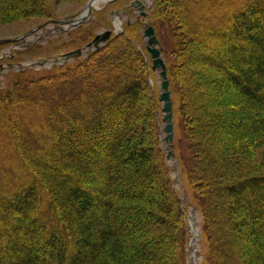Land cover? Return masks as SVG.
Returning a JSON list of instances; mask_svg holds the SVG:
<instances>
[{
    "label": "trees",
    "instance_id": "obj_1",
    "mask_svg": "<svg viewBox=\"0 0 264 264\" xmlns=\"http://www.w3.org/2000/svg\"><path fill=\"white\" fill-rule=\"evenodd\" d=\"M199 2L200 14L217 16L202 25L207 39L182 2L156 0L149 17L170 8L176 22L167 71L177 139L188 143L179 164L203 216L202 264H264V162L221 141L235 129L228 142L264 131V0ZM43 8L0 0V21ZM145 24L127 23L53 74L18 72L0 91V264H188L187 210L162 144L152 69L134 38ZM196 52L203 69L185 75ZM206 84L235 92L229 120L195 101L192 87Z\"/></svg>",
    "mask_w": 264,
    "mask_h": 264
},
{
    "label": "rangeland",
    "instance_id": "obj_2",
    "mask_svg": "<svg viewBox=\"0 0 264 264\" xmlns=\"http://www.w3.org/2000/svg\"><path fill=\"white\" fill-rule=\"evenodd\" d=\"M131 1L133 0H114L108 3L101 2L98 7H94L90 17H88L82 25L76 27L61 24L60 21L70 20L80 15L87 7L89 0H41L44 8L40 15L22 18L12 22L0 21V91L6 90L12 84L18 72L25 71L31 73L35 77H43L55 73L57 68H66L67 66L86 58L90 51L86 54L80 53L64 59L61 58L60 55L77 47H85L97 33H100L107 28L113 31L112 34L124 32L127 23H132L137 20V18L144 19L146 21L145 26L148 23H151L155 27L159 39V46L161 47L163 57L168 65L174 57L173 50L175 49L176 44V34L174 30L176 28V22L172 17L173 13L171 15L169 8V10H164V12L168 14L162 16L156 13V15L151 16L150 19L149 14L152 13L156 0H151V4L147 7L148 12L146 16L141 15V10L138 7H130L129 5ZM177 2H182V8H186L187 12L190 13V16H188L186 20L191 25L195 26L193 27L195 32H198L200 35L201 32H203L204 34H202V36L207 39L205 34L206 28L202 25L208 20H215L217 18L216 13L213 14L212 9L207 8L209 9L208 13L200 14L201 11L203 12V9L201 8L203 3L199 2V0H191V2L194 3L192 7L188 5L189 1L187 0L185 2L182 0H176V3ZM195 7L201 8L199 12L191 11L193 9L195 10ZM117 19L120 22L119 26L117 25ZM145 26L141 29V38L137 37L136 34L134 35V38L138 40L139 48L145 55V60L149 69H152L150 83L155 87L156 93L160 99V78L158 72L152 68V57L146 48L147 40L143 34ZM160 39L163 43L165 42L167 51L169 50V57L168 53L164 51V45L160 42ZM207 46L208 45L202 43L200 48H208ZM197 58H199L198 52L195 53L194 60L187 65V71L184 72L185 75H189L192 68L199 67L203 69V65L201 67L196 63ZM206 70L209 69L206 68ZM216 76L220 77L217 74ZM192 82H194L193 78L191 79V83ZM191 85H193V83ZM193 87L192 92L195 101L197 100L199 103L203 102L206 104L208 113L217 114L222 112L226 116L225 119L229 120L231 110H238L236 105L239 104H237L235 92L226 89L223 85L206 84L204 87ZM161 106L162 103L160 101V124L163 137V115L161 112ZM204 114L200 115L198 120L199 123L202 122V118L206 119L207 115L205 114L204 116ZM239 115L240 118L246 117L244 114ZM174 123L175 137L173 151L175 157L170 160L167 158V162L171 168L170 174L174 179V185L179 191L187 210L186 227L189 235L187 244L188 264H202L208 254L206 249L207 244L202 237L204 225L203 216L198 204L192 202L190 198L189 192H191L194 197L193 191L195 193V189L192 187L191 191L186 187L181 167L179 171L173 168L174 159L179 162L180 156L183 157L188 155V143L185 140L178 141L177 139L179 134L178 130L180 132V129L177 126L178 122H176L175 113ZM247 130L248 131L244 134H249L251 132V129ZM237 132V129L231 132L227 131L225 136L221 137L223 147L230 146L240 155L249 152L253 155L250 160L253 159L262 164L264 162V131L259 132L258 134H253L251 138L244 137L236 140L237 142H228L226 138ZM162 144L167 155L164 142H162ZM215 175L216 174L213 173V177H215ZM218 179H220V177H218ZM215 201V206L218 209L220 204L219 200L216 198ZM190 206L195 207L192 219H189L188 217ZM218 213L220 214L221 212L218 211ZM195 226L199 227L201 236L196 243L199 250L195 253V256H193L194 248L191 245V240L196 235L193 231V227Z\"/></svg>",
    "mask_w": 264,
    "mask_h": 264
},
{
    "label": "water",
    "instance_id": "obj_3",
    "mask_svg": "<svg viewBox=\"0 0 264 264\" xmlns=\"http://www.w3.org/2000/svg\"><path fill=\"white\" fill-rule=\"evenodd\" d=\"M92 0H89L87 7L85 10L78 16L72 18L68 21H60V22H66L67 24L71 26H79L81 25L93 12V6L91 4ZM113 0H106L105 3H108ZM151 4V0H133L131 1L129 6H135L138 7L141 10V15L146 16L147 15V7ZM96 7V6H95ZM112 30L107 28L104 31L97 33L94 38L86 44L85 47H77L75 49L69 50L67 52L62 53L60 56L61 58H70L80 53H88L91 50L99 48L101 45L105 44L106 41L109 39V37L112 34ZM143 34L147 40L146 48L148 52L150 53L152 57V68L156 70L159 74L160 78V101L162 103L161 106V112H162V120H163V142L165 144V150L167 152V158L170 160L175 157L173 147H174V137H175V123H174V105H173V99H172V92L170 89V79L168 77V71H167V64L163 57L161 47L159 46V39L156 34L155 27L153 25H147L144 28ZM173 168H175L177 171L180 170V165L178 160L174 159L173 162ZM194 206L189 207V219L193 218L194 213ZM192 223V222H191ZM191 230V229H190ZM200 229L198 228L197 234L192 238L196 242H198L200 238ZM191 240V245L192 244ZM194 253L193 256H195V253L198 252L199 248L198 246H193Z\"/></svg>",
    "mask_w": 264,
    "mask_h": 264
},
{
    "label": "bare ground",
    "instance_id": "obj_4",
    "mask_svg": "<svg viewBox=\"0 0 264 264\" xmlns=\"http://www.w3.org/2000/svg\"><path fill=\"white\" fill-rule=\"evenodd\" d=\"M104 1H106V0H92V1H91V4H92V6H99L100 3H101V2H104ZM117 25H118V26L120 25V22H119L118 19H117ZM198 228H199V227H196V226L193 227V231H194L195 234H197ZM196 243H197V242L193 239V240H192V244H193V246H196V245H197Z\"/></svg>",
    "mask_w": 264,
    "mask_h": 264
}]
</instances>
